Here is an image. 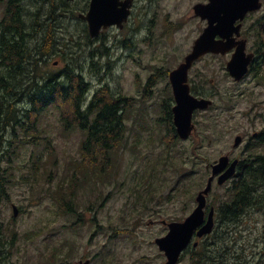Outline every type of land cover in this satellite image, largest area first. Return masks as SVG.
Returning a JSON list of instances; mask_svg holds the SVG:
<instances>
[{"label":"rangeland","instance_id":"374dc122","mask_svg":"<svg viewBox=\"0 0 264 264\" xmlns=\"http://www.w3.org/2000/svg\"><path fill=\"white\" fill-rule=\"evenodd\" d=\"M24 2L25 0L21 5L25 8ZM62 2L63 9L58 11L60 16L58 12L50 14L56 25L55 50L59 54L53 56L50 63L53 65L57 62L52 68L59 70L64 64L60 55L63 57L66 53V62L73 63L89 84V96L103 85L114 95L130 96L134 57L144 63H151L154 59L161 63L165 57L182 56L190 50L201 27L200 22L193 17L191 9L197 0H134V9L125 27L105 29L98 38L90 39V43L85 37L88 35L86 23L77 17L87 11L88 0ZM38 6L42 7V4ZM71 9L75 10L77 19L69 11ZM39 11L43 14L44 8ZM3 12L0 5V20ZM132 16L137 23H134ZM168 21L173 23L171 27L167 25ZM45 22H48V17ZM170 29L172 30L169 31ZM224 62L225 59L203 60L193 72L198 74L201 70V76L207 83L214 79V88L223 95V99L218 98L215 110L206 113L200 120L203 137L215 135L216 143L209 146L206 139L202 138L203 143L199 144L195 161L191 158L184 160L181 156L183 148L188 150L195 146L192 141L176 145L171 149L172 155L168 158L157 157L161 154L162 146L135 145L132 139V111L129 110L130 116L125 120L126 145L118 160L114 179L111 184H105L101 190L95 191L96 196L101 192L100 200L105 203L99 214H90V218L95 216L94 225L85 224L80 229V225H75L71 230L67 229L69 214L60 212L50 193L59 189L68 177L69 162L80 159L79 146L83 136L79 131L64 132L58 112L48 108L38 123V128L42 131L39 138H45L48 143L43 140L38 141V144L21 142V147L13 149L9 145L13 143L16 146L25 134L17 131L14 139L8 130L0 132V156L13 159L9 164L3 161L0 169V176L3 178L0 179L3 182L0 185L7 186L9 194V201L0 199V223L13 224L20 235V239H15V247H6L10 255L0 257V264H48L47 255L51 246L71 233H82L85 238L93 233H104L106 236L116 233L118 236L115 238L118 239L110 241L104 253L117 255L118 260H112L109 264H163L165 259L154 244V239L163 236L166 229L160 225H149L148 222L158 216L177 220L188 215L195 206L197 192L205 185L208 177L206 164L230 147L234 129L240 132L249 128L247 117L242 116L243 113L240 116L238 113L227 114L225 105L232 94H235L230 104L234 106L233 111L237 109L241 112L253 103L248 95H241L244 88H232L225 78ZM260 93L262 95L256 99L264 102V90ZM18 108H21L19 116L23 119L22 105L19 104ZM217 115L219 121L212 120L207 123L211 117ZM257 121L259 125L263 124L260 119ZM209 124L215 132L208 131ZM133 145L137 146V152H133ZM47 146L52 148L55 157L45 166L39 165L34 173L36 158L40 157L42 162L47 160ZM11 150L16 155H11ZM189 156L193 157V154ZM8 172L13 174L11 180L14 183L7 182ZM231 186V183L222 187L214 185L207 198L208 204L222 202L224 193ZM149 193L153 194V199L149 198ZM86 199V191L78 186L74 200L83 205ZM9 202L21 209L18 217L13 219L15 221H12ZM244 217V222L230 225L242 229L239 235H233L237 242L235 249L244 256L242 259L252 260L251 245L257 242L256 252L264 247V209H250ZM73 219L75 220L74 217ZM98 222L103 230L98 229ZM1 231H4V226ZM33 234L35 236L32 240L26 239ZM101 242H104L103 235L95 236L90 241L91 247L85 253L90 256L99 254ZM180 264H188L186 255L181 258ZM249 264H264V253L259 254Z\"/></svg>","mask_w":264,"mask_h":264},{"label":"flooded vegetation","instance_id":"af4514ba","mask_svg":"<svg viewBox=\"0 0 264 264\" xmlns=\"http://www.w3.org/2000/svg\"><path fill=\"white\" fill-rule=\"evenodd\" d=\"M5 1L6 0H0L2 11L4 10L3 3ZM89 2L90 0H88L87 9L89 8ZM208 3L209 0H197V2H195L191 8L192 12L195 5H207ZM256 4L259 6L257 9L246 12L242 19H237L232 24L231 35L228 39H224L228 46V49L225 53H206L192 63V66L187 73L189 95L197 100L204 99L211 101V105L206 109H195L193 111L191 116L193 129L190 135L185 139L179 137L174 126L173 108L176 105V101L173 95L170 73L177 69L179 65L184 62L185 57L191 52L194 41L200 36L203 29L207 26V20L201 19L199 16H195L193 13V17L200 22L201 27L200 30H198L199 34L195 40H193L191 48L186 54H183L182 56L178 55L173 58L165 57L161 63L155 62V59L151 63H144L140 61L141 59L134 57L131 79V94L128 97L129 107L132 111V139L135 145L139 146V144H142L150 146H162L163 149L161 150V154H159L157 157L161 156V158H168L172 155V152L171 149H167L166 147L173 146L174 148L178 144L192 141L194 142L195 146L189 147V151L186 148H183L184 150L181 152V156L184 160L191 158L195 161V159L198 157V155H196V151L199 147V144L203 141L202 138L206 139V143L209 146L216 143L215 135H212L211 137H203L204 134H202L201 131L200 120L206 115V113H210L215 110L218 98L223 99V95L214 88L216 85L214 79H210L207 83L201 76V70L198 72V74H193V72L203 60L225 59V78L228 79L233 89L239 90L244 88L241 95L243 93L248 95V98L252 99L251 103L253 104L248 106V109L241 110V112L237 109L236 111H233L234 106H230V104L233 102L235 94H232L228 97L227 103L225 105L227 114L230 115L231 113H238L240 116V114L243 113L242 116L247 117V126L249 128L246 131L240 132L235 131V129L233 130V140L230 147L224 149L216 159H213L206 164L205 171L208 172V177L206 180H208V178L211 176L210 165L216 163L221 157H228L227 166L222 173H224L230 167V165L235 162L234 174L224 185L231 183L233 186V184L237 182L240 177L251 175L256 172L255 169H258L257 172L264 174V102L256 99V97L262 95L260 91L264 90V0H257ZM133 9L134 0H132L130 13H132ZM132 18L134 23H137L133 16ZM167 25L171 27L173 23L168 21ZM125 26L126 25H124V27ZM171 30L172 29L169 31ZM214 39L216 41H220L221 37L216 35ZM238 53H240L242 60L247 64L245 74L240 80H236L234 77H232L226 68L227 63L230 62L233 56ZM169 60L171 62H169ZM117 95L120 96L122 94ZM218 116L219 115L211 117L207 123H210L212 120L219 121ZM259 119L263 123L262 125H259V122L257 121ZM6 131H3L2 129L0 130L2 133ZM208 131L215 132L214 128H212L210 124L208 125ZM236 138L240 139L238 145H235ZM0 142H2L1 138ZM137 146H134L135 152L138 151ZM189 154H193V157H190ZM222 173L213 178V186L217 184L218 177ZM56 192V190L53 191V197L57 196ZM100 195L101 192H98L97 196L95 195V192L92 193L91 198L94 201H92L93 207L91 210H85L86 202L83 205H80V207H78L73 201L69 202V204L67 203L70 210V212L68 211L67 213L69 214V224L67 229L71 230L75 225H80L78 226L80 229V227H83L85 224H95V216L90 218V214H99L101 209L104 207L105 202L104 200H100ZM0 199L9 201V194L7 192V186L5 185H0ZM54 201L56 203V200ZM8 205L10 206L11 212L13 206L16 207L19 215L21 212L20 207H17L11 202H9ZM211 208L213 209L214 213L211 233L204 235L201 238H197L195 236V232L192 241L184 251V254L181 255L180 260L182 257H184V255H186L188 258V264H249L253 263L259 254L264 253V247L258 252L255 251L257 249V242H255L251 245V249H253L252 260H246V258L242 259L244 256L239 254L237 249H235L237 242H235L236 240L233 238V235H239L242 229L236 225H230L236 222H244V216L248 214L250 209L261 210L264 209V205H262L260 208L254 206L249 208L244 216L237 218L236 221L218 216V204H208V202L204 209L205 221L207 219V213L211 210ZM191 212H189V214ZM18 215L16 217L12 215V221H15L13 219H16ZM188 215H185L182 219L177 220H170V218L165 219L161 216H158L155 220L149 221L148 224L160 225L166 229L167 233L168 228L163 224V222L181 223ZM2 226H4L3 232L1 231ZM98 229L103 230V226H101L99 222ZM98 235H103L104 242H101L99 246V254L95 253L94 255L90 256L85 252H87L91 247L90 241L94 240V237ZM34 236L35 234L30 235L29 239H26L32 240ZM84 236L85 235L82 233H71L68 235V237L61 240L57 244H53L49 254L47 255L49 256L48 264H83L85 262H88V264H109V262L112 260H118L117 255L104 253V251H106V247L109 245V242L118 239V237L115 238L118 236L116 233L107 236L104 233H93L88 235L86 238ZM16 238L20 239V235L16 231L14 225L1 222L0 257H6L7 255H10L6 247H15L14 242ZM23 238L25 239V235H23ZM231 239L232 241H230ZM229 241L231 242V245L229 244ZM81 252L83 253L80 254Z\"/></svg>","mask_w":264,"mask_h":264},{"label":"trees","instance_id":"16d2710c","mask_svg":"<svg viewBox=\"0 0 264 264\" xmlns=\"http://www.w3.org/2000/svg\"><path fill=\"white\" fill-rule=\"evenodd\" d=\"M22 1L6 0L0 20V130L10 131L14 139L17 131L25 134L16 146L13 143L9 145L13 149L21 147V142L38 144L43 140L48 143L45 138H39L42 131L38 123L45 110L53 108L59 114L64 132L79 131L82 134L80 159L69 162V175L54 197L60 212L67 214L70 212L69 202L76 203L73 198L78 186L84 189L93 184L94 188L96 185L101 187L111 184L114 179L118 160L126 145L125 120L130 116L129 97L113 95L106 86L89 96V84L73 63L66 62V53L63 57L60 55L64 61L62 68L53 69L51 58L59 54L55 50L56 25L50 14L63 9L64 2L25 0L24 8ZM36 8H44V13L40 14ZM69 11L77 19L75 10ZM85 37L91 43L88 35ZM19 104L23 107V119L19 116ZM166 148L172 149L173 146ZM46 150L47 160L42 162L40 157L36 158L34 173L39 165L45 166L55 157L50 146ZM11 155H16V152L12 151ZM0 157V169L3 161L6 164L13 162L12 157ZM255 170L251 175L240 177L224 193L222 202L218 204V216L236 221L249 208L264 205V174ZM6 177L8 183H14L11 172ZM0 179L3 178L0 176ZM149 196L153 199L152 193ZM92 204L88 199L86 210H91Z\"/></svg>","mask_w":264,"mask_h":264},{"label":"water","instance_id":"95a60500","mask_svg":"<svg viewBox=\"0 0 264 264\" xmlns=\"http://www.w3.org/2000/svg\"><path fill=\"white\" fill-rule=\"evenodd\" d=\"M257 0H209L207 5H195L193 13L201 19L207 20V26L200 36L194 41L191 52L185 57L183 63L170 73V81L173 88V95L176 105L173 108L174 126L180 138H187L192 129L191 116L195 109H206L211 101L197 100L189 95L187 84V73L192 63L206 53H225L227 42L231 35L232 24L237 19H242L246 12L257 9ZM132 0H90L89 9L86 14H80L79 18L87 23L88 32L91 38L99 35L101 29L111 26L122 28L130 13ZM221 37L220 41L214 38ZM247 64L241 58L240 53L233 56L227 63L229 74L236 80H240L245 74ZM240 139L236 138L235 145ZM228 157H221L211 166V176L208 178L205 187L195 197L196 207L183 222L165 223L168 233L155 240L159 250L164 253V264H177L180 254L188 247L194 233L197 238L208 235L213 227V209L204 220V208L206 198L209 195L213 178L220 174L227 166ZM235 162L218 177L217 184L222 185L234 174ZM17 210L14 208V215ZM195 246V245H194ZM84 264H88L85 262Z\"/></svg>","mask_w":264,"mask_h":264},{"label":"bare ground","instance_id":"6f19581e","mask_svg":"<svg viewBox=\"0 0 264 264\" xmlns=\"http://www.w3.org/2000/svg\"><path fill=\"white\" fill-rule=\"evenodd\" d=\"M14 14V13H13ZM12 17H13V15H12Z\"/></svg>","mask_w":264,"mask_h":264}]
</instances>
